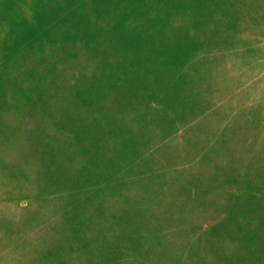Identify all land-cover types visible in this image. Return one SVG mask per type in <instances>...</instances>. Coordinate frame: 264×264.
I'll return each mask as SVG.
<instances>
[{
    "label": "rangeland",
    "instance_id": "obj_1",
    "mask_svg": "<svg viewBox=\"0 0 264 264\" xmlns=\"http://www.w3.org/2000/svg\"><path fill=\"white\" fill-rule=\"evenodd\" d=\"M0 264H264V0H0Z\"/></svg>",
    "mask_w": 264,
    "mask_h": 264
}]
</instances>
